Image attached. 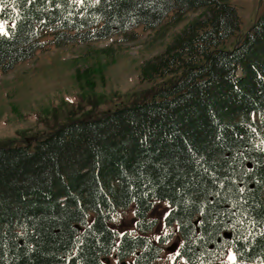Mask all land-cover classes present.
<instances>
[{
  "label": "trees",
  "instance_id": "16d2710c",
  "mask_svg": "<svg viewBox=\"0 0 264 264\" xmlns=\"http://www.w3.org/2000/svg\"><path fill=\"white\" fill-rule=\"evenodd\" d=\"M198 10L142 65V81L174 76L151 94L0 146V264H156L172 238L154 235L159 200L178 258L215 264L231 248L229 264H264V8L226 49L241 26L230 0H0V70ZM133 204L136 228L120 232Z\"/></svg>",
  "mask_w": 264,
  "mask_h": 264
},
{
  "label": "rangeland",
  "instance_id": "374dc122",
  "mask_svg": "<svg viewBox=\"0 0 264 264\" xmlns=\"http://www.w3.org/2000/svg\"><path fill=\"white\" fill-rule=\"evenodd\" d=\"M230 2L237 9L241 26L223 45L226 49L236 46L264 8V0ZM203 13L204 10L189 12L179 23L168 20L154 30L138 28L133 32L134 41H122L123 37L118 35L106 40L79 41L61 47L50 44L12 69L0 70V146L34 141L35 137L50 134L60 125L77 119L94 118L151 94L174 76L142 81V65L163 53ZM0 25L7 33L6 25L1 20ZM103 49L111 50L107 53ZM157 202L160 204L155 210L158 230L154 235L171 233L172 238L164 244V251L156 264H188L177 255L180 241L176 226L167 228L165 224L170 205L164 200ZM122 215L128 225L123 228L116 225L119 231L135 229L134 204ZM115 221L120 222L119 218ZM233 260V251L228 248L215 264H229ZM106 261L110 264H131L133 258L119 261L112 254Z\"/></svg>",
  "mask_w": 264,
  "mask_h": 264
},
{
  "label": "water",
  "instance_id": "95a60500",
  "mask_svg": "<svg viewBox=\"0 0 264 264\" xmlns=\"http://www.w3.org/2000/svg\"><path fill=\"white\" fill-rule=\"evenodd\" d=\"M249 167H251V164L249 163ZM225 237H230L231 234L229 232L224 234ZM122 264H127L126 262H123Z\"/></svg>",
  "mask_w": 264,
  "mask_h": 264
},
{
  "label": "snow or ice",
  "instance_id": "6c2138e0",
  "mask_svg": "<svg viewBox=\"0 0 264 264\" xmlns=\"http://www.w3.org/2000/svg\"><path fill=\"white\" fill-rule=\"evenodd\" d=\"M4 33H5L4 26L0 25V34H4Z\"/></svg>",
  "mask_w": 264,
  "mask_h": 264
}]
</instances>
